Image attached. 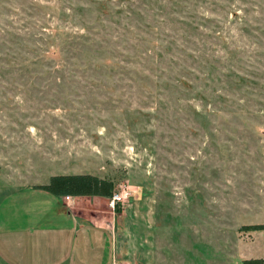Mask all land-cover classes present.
Listing matches in <instances>:
<instances>
[{"label":"rangeland","instance_id":"374dc122","mask_svg":"<svg viewBox=\"0 0 264 264\" xmlns=\"http://www.w3.org/2000/svg\"><path fill=\"white\" fill-rule=\"evenodd\" d=\"M70 172L110 264L264 258V0H0V199Z\"/></svg>","mask_w":264,"mask_h":264},{"label":"crops","instance_id":"0c3cea01","mask_svg":"<svg viewBox=\"0 0 264 264\" xmlns=\"http://www.w3.org/2000/svg\"><path fill=\"white\" fill-rule=\"evenodd\" d=\"M7 194L0 199V264H110V221L82 213L90 199L67 203L26 185Z\"/></svg>","mask_w":264,"mask_h":264},{"label":"trees","instance_id":"16d2710c","mask_svg":"<svg viewBox=\"0 0 264 264\" xmlns=\"http://www.w3.org/2000/svg\"><path fill=\"white\" fill-rule=\"evenodd\" d=\"M55 51H47L46 57H51ZM240 82V81H239ZM113 177L98 176L89 172L52 174L47 183L31 185L32 188L44 190L55 196L69 195L71 197H100L110 199L115 192ZM113 207L118 210V202ZM242 231H264V223L241 225ZM241 264H264V258L242 259Z\"/></svg>","mask_w":264,"mask_h":264},{"label":"built area","instance_id":"2783aa9c","mask_svg":"<svg viewBox=\"0 0 264 264\" xmlns=\"http://www.w3.org/2000/svg\"><path fill=\"white\" fill-rule=\"evenodd\" d=\"M62 197H63L64 201L67 203L71 201V196H69V195H65ZM121 199H122V195L113 193V195L110 198V204L112 205V204H114V202L121 201ZM113 264H115V263L113 262ZM118 264H121V263H118Z\"/></svg>","mask_w":264,"mask_h":264}]
</instances>
